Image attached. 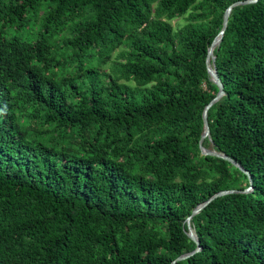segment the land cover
Segmentation results:
<instances>
[{
    "label": "trees",
    "instance_id": "1",
    "mask_svg": "<svg viewBox=\"0 0 264 264\" xmlns=\"http://www.w3.org/2000/svg\"><path fill=\"white\" fill-rule=\"evenodd\" d=\"M236 1L0 0V264H172L230 190L175 264H264V0L202 142L249 177L198 144Z\"/></svg>",
    "mask_w": 264,
    "mask_h": 264
},
{
    "label": "water",
    "instance_id": "2",
    "mask_svg": "<svg viewBox=\"0 0 264 264\" xmlns=\"http://www.w3.org/2000/svg\"><path fill=\"white\" fill-rule=\"evenodd\" d=\"M257 0H245V1H236L234 3H232L224 12L223 14V21H222V28L220 30V32L218 33V35L213 39V41L211 42L208 51H207V55L205 58V64H206V69L208 72V75L210 77V80L217 86L218 88V92L215 95V97L204 107L203 112H202V120H203V132L201 134V137L199 139V149H200V153L203 156H213L216 158H220L226 161H229L230 163H232L235 167H239V165L237 163H235L231 158H229L228 156L219 153L217 151H214L212 149H207L205 147L202 146V142L204 141L205 138L209 137V125H208V120H207V113L208 110L211 108L212 105H214L215 103H217L223 96H224V90H223V85L217 75L216 72V68H215V64H214V60L215 57L213 56V50L219 45V43L221 42L222 36L226 30L227 27V23H228V19L230 16V13L232 11V9L234 7L237 6H241V5H246V4H251V3H255ZM239 169L244 172L248 177L249 174L243 169L240 168ZM251 190V188H247L244 191H240L242 193H248ZM238 191L235 190H230V191H221L216 193L215 195H213L212 197H210L206 202H204L203 204H201L200 206H198L197 208H195L193 210V212L191 213V215L186 219V225H187V235L188 237L191 239V241H193L196 244V249L194 251H192L191 253L188 254H184L181 255L179 257H177L172 264H175L177 261H181L187 257H189L190 255L198 252L200 250L199 247V241L195 235V232L191 226V219L193 216H195L201 209H203L208 203H210L211 201H213L215 198L221 197L223 195L226 194H230V193H236Z\"/></svg>",
    "mask_w": 264,
    "mask_h": 264
},
{
    "label": "rangeland",
    "instance_id": "3",
    "mask_svg": "<svg viewBox=\"0 0 264 264\" xmlns=\"http://www.w3.org/2000/svg\"><path fill=\"white\" fill-rule=\"evenodd\" d=\"M174 21H176V22H178V21H180V22H182V20H174ZM174 21H172V23L174 24ZM114 55L112 56V59H114Z\"/></svg>",
    "mask_w": 264,
    "mask_h": 264
}]
</instances>
